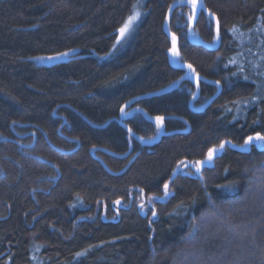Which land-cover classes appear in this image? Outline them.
Here are the masks:
<instances>
[{
	"label": "trees",
	"instance_id": "16d2710c",
	"mask_svg": "<svg viewBox=\"0 0 264 264\" xmlns=\"http://www.w3.org/2000/svg\"><path fill=\"white\" fill-rule=\"evenodd\" d=\"M198 5L0 0V264H264V0Z\"/></svg>",
	"mask_w": 264,
	"mask_h": 264
},
{
	"label": "snow or ice",
	"instance_id": "6c2138e0",
	"mask_svg": "<svg viewBox=\"0 0 264 264\" xmlns=\"http://www.w3.org/2000/svg\"><path fill=\"white\" fill-rule=\"evenodd\" d=\"M184 2H187V3H189L191 5V8H192V16H190V20L191 19H194L195 18L196 9H197L198 6H200V5H198V0H181V3H184ZM209 15H212V13H209ZM136 18H137V15H133V16L129 17V19H128L127 23H125L124 27L120 29L121 36H123L124 33L128 31V29L131 27L133 21ZM217 35H219V25L217 26ZM175 39H176L175 36H173V42H174V44H173L172 54L173 55H178V52L175 50ZM63 55H67V53H65ZM188 68L195 74V69H193L191 65H188ZM197 79H198V77H197ZM121 111L123 112V109H121ZM156 120H157L158 126L160 124H162V122H163V118L162 117H157ZM254 140L264 142V135H260L258 133L255 137L249 136L245 140V144H249V143H251ZM228 143H231V142L228 141ZM223 146H224V144L222 143L220 145V147L223 148ZM216 151H217V149H215V148L209 149L208 157H207L209 161L212 160L213 154ZM181 163H184V162H181ZM200 163H202V162H199L198 161L197 162V165H199ZM178 167H179V165H178ZM197 171H199V167H197ZM168 188H169V185L168 184H164L165 195L168 194ZM117 203H119V201H117ZM141 207H143V205ZM153 215H155V212H153Z\"/></svg>",
	"mask_w": 264,
	"mask_h": 264
},
{
	"label": "rangeland",
	"instance_id": "374dc122",
	"mask_svg": "<svg viewBox=\"0 0 264 264\" xmlns=\"http://www.w3.org/2000/svg\"><path fill=\"white\" fill-rule=\"evenodd\" d=\"M140 5V4H138ZM136 6L135 9L131 12V14L126 18V20L124 21V23L122 24L121 28L124 27L125 23H127L129 17L133 16V15H137V18L133 21L131 27L128 29L127 32L124 33L123 36H121V33H120V29L118 31V35H117V41L114 45V47H119V46H123L126 44L127 40L132 36L134 30H135V27L136 25L138 24L140 18H141V9L139 6ZM190 28H191V24H190Z\"/></svg>",
	"mask_w": 264,
	"mask_h": 264
}]
</instances>
